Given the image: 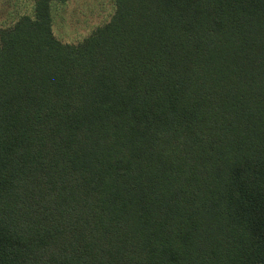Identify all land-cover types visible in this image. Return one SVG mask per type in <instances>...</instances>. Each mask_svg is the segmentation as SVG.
Here are the masks:
<instances>
[{"label":"trees","instance_id":"trees-1","mask_svg":"<svg viewBox=\"0 0 264 264\" xmlns=\"http://www.w3.org/2000/svg\"><path fill=\"white\" fill-rule=\"evenodd\" d=\"M65 1L0 27V264H264V0Z\"/></svg>","mask_w":264,"mask_h":264},{"label":"rangeland","instance_id":"rangeland-1","mask_svg":"<svg viewBox=\"0 0 264 264\" xmlns=\"http://www.w3.org/2000/svg\"><path fill=\"white\" fill-rule=\"evenodd\" d=\"M34 0H0V27L33 13ZM115 11L113 0H66L53 4V31L62 42L78 43L106 23Z\"/></svg>","mask_w":264,"mask_h":264}]
</instances>
